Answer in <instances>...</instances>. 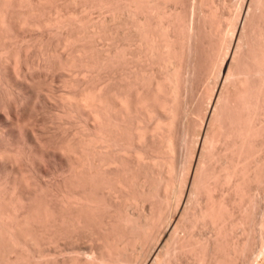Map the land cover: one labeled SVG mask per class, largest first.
Segmentation results:
<instances>
[{
  "label": "bare ground",
  "instance_id": "6f19581e",
  "mask_svg": "<svg viewBox=\"0 0 264 264\" xmlns=\"http://www.w3.org/2000/svg\"><path fill=\"white\" fill-rule=\"evenodd\" d=\"M171 1L0 0V264H132L162 223L146 264H264V216L252 214L264 86L222 134L221 166L194 175L198 213L188 225L164 218L184 183L172 136L182 16ZM199 223L210 235L192 233ZM84 238L100 239L96 253L60 247Z\"/></svg>",
  "mask_w": 264,
  "mask_h": 264
},
{
  "label": "rangeland",
  "instance_id": "374dc122",
  "mask_svg": "<svg viewBox=\"0 0 264 264\" xmlns=\"http://www.w3.org/2000/svg\"><path fill=\"white\" fill-rule=\"evenodd\" d=\"M173 1L175 2H173L174 4L172 3V1L170 3L171 5L173 4L172 9L176 7L175 11L179 10L178 13H176L175 11L174 12L176 14H180L179 17H185H180L182 23H180L181 25L177 24V26L180 28L177 27L178 29L176 30H178L179 32H175L176 34H179L176 35V38L178 39H176L177 41H175L176 45L174 44L175 49L178 51H175L177 52V55H175L176 59L180 56L183 57L182 61L181 57L177 60L183 68H179V70L181 69V72H179V74L181 75L182 73V75L180 76L181 78L179 77V89L181 91L179 92V97L177 98L179 99V101H176L177 103L175 104V115L178 118H175L177 122L174 121V123L176 122V124H173L174 133L172 135L176 154L178 155L177 157L180 162V167L181 169L183 167L182 177H184L183 184L185 185H181L180 189L182 190V192H180V194L182 193V196L179 197L181 198L180 200L178 199V197H176L177 195L172 196L173 202L170 201L171 204L167 207V209L169 210L166 209L167 211L164 212V218L167 215L168 218H170L173 214L176 219H179L180 216H183L182 218H185L183 220H186L184 221L185 224L187 223L188 225L189 222H187V219L192 218V216L194 217L198 213L200 207L203 206V199H205L202 187L201 189H199L200 191H197L196 185L194 187L192 186L194 185L193 182H196L193 179L194 175L195 177L196 175L198 176L195 178L197 180L199 179V177H203L202 174H205V170H208V168H219L221 166L220 157L223 143L221 144L220 142L224 141H221V139H224L223 135L225 134V131L227 132L226 129L229 130L232 124L231 121L234 120L235 114L237 113L236 110L238 109V105L240 109L239 103L242 104L241 108L248 103L251 104L252 100H249L250 102L248 101V103H243L245 100L244 97H248L249 99L250 96V98L253 97L254 100V98L257 97L256 94L259 92V89L256 88H261V86L263 88L264 86V69L259 70L257 68L258 64L254 63L255 59H258V57L254 59L255 55L260 56V54H262L260 51H264L259 49L262 45H264L262 44L264 41V0ZM182 25L184 26L181 28ZM182 30L184 31L182 32ZM182 35L183 37H181ZM185 37L186 39H183ZM182 43L184 46L182 45ZM180 45H182V47ZM254 91L258 92L255 93ZM260 91H262L263 93L264 90ZM253 92L255 93V97H251V95H253ZM246 93H248V95ZM259 93L257 95H259ZM240 99L244 100H241L240 102ZM255 100L258 105L259 99L257 100L255 98ZM252 106L255 105L252 104ZM241 111H243V108ZM262 111L263 112L261 113L264 117V108L262 109ZM240 113L241 112L239 111V115ZM208 123H210L211 126L213 125L214 127H209V129H212H210L211 131L208 130V137H206L205 133ZM217 130L221 131V133L216 132ZM220 135H222V137L219 138ZM216 138H219L220 141H217L218 139L216 140ZM206 140L208 142H206ZM211 141L213 142L211 143ZM207 144L208 146H206ZM209 155L213 156V158L215 159L210 158ZM213 160H215V163ZM196 167L198 168L197 172ZM260 187L259 190H261H258L259 193L257 194V191L255 193L257 198L253 196L255 198H253V202L256 201L255 206L253 205L255 208L253 207L252 209V212L255 210L252 213L254 214V216L252 215L253 217H255L254 219H260V216H264V190H262V188H264V185ZM194 189L197 191V194L195 193L196 191ZM192 192L193 194H190ZM174 197L179 204L176 203L177 201H175ZM143 205V209H147L148 204L145 203ZM174 205H176V207ZM165 219L163 222L167 221H165ZM260 220L262 221V218ZM258 221L253 220L252 222L250 216V223H248L250 225L252 224L251 226H254L255 224V232L259 231V228L257 226L260 225V222ZM257 222L259 224H257ZM162 225L160 224L155 229L154 235L157 232V235H155V237L159 238L161 232L166 228V223H162ZM200 226L201 225L199 223L196 228H193L194 232L192 231V233L195 236H202L204 238L205 236L210 235V231H212L210 225ZM256 229H258V231H256ZM155 237L151 239L149 238L147 245L143 247V252L141 250L143 255L141 254L138 259L134 256L133 258L136 259H134L135 261L132 262V264H146L145 260L148 257L147 254H150L152 250L154 251L153 248L156 246V243L158 241V238ZM81 241H79L76 245L73 244L72 246L68 244L64 245L63 243H61L60 247L64 249L65 246H69L70 249H68L67 253L65 254H69L68 252L71 251L82 252V250L85 252L88 251L87 253H90V249L93 246L96 247V241L98 242L100 241V239L93 241V238H84ZM91 242L93 244L95 242L96 244L93 245ZM144 243L146 244V242ZM0 245V257L4 256L2 255L4 252L6 253H4L5 256H7L5 246H2V244ZM98 245L99 244H97L96 248L93 247L95 250L93 249L91 251H95L96 253L98 250ZM49 247L48 248L52 250L50 251L52 253L60 250V247ZM180 257L182 258V256H173L171 262L173 264H192L191 261L188 263L187 261H182V259H186H181ZM176 258L179 260V262L178 260L176 261ZM25 264H27V262ZM30 264H32L31 261Z\"/></svg>",
  "mask_w": 264,
  "mask_h": 264
}]
</instances>
